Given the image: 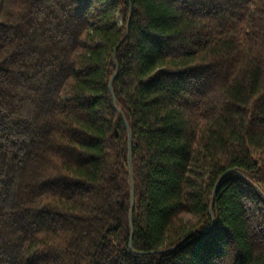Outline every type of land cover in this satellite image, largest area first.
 Segmentation results:
<instances>
[{
  "label": "trees",
  "instance_id": "1",
  "mask_svg": "<svg viewBox=\"0 0 264 264\" xmlns=\"http://www.w3.org/2000/svg\"><path fill=\"white\" fill-rule=\"evenodd\" d=\"M0 264H264V0H0Z\"/></svg>",
  "mask_w": 264,
  "mask_h": 264
},
{
  "label": "rangeland",
  "instance_id": "2",
  "mask_svg": "<svg viewBox=\"0 0 264 264\" xmlns=\"http://www.w3.org/2000/svg\"><path fill=\"white\" fill-rule=\"evenodd\" d=\"M181 219L184 220V221H187V220H190V216L189 215H184V216H181Z\"/></svg>",
  "mask_w": 264,
  "mask_h": 264
},
{
  "label": "water",
  "instance_id": "3",
  "mask_svg": "<svg viewBox=\"0 0 264 264\" xmlns=\"http://www.w3.org/2000/svg\"><path fill=\"white\" fill-rule=\"evenodd\" d=\"M131 199H132V194H131ZM212 205H213V202L211 203V207H212ZM132 212H133V208H131V211H130V218H131Z\"/></svg>",
  "mask_w": 264,
  "mask_h": 264
}]
</instances>
